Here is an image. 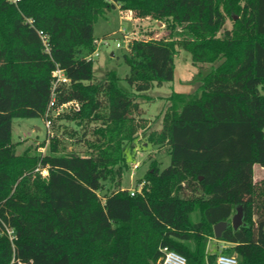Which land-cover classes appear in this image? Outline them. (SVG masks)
Listing matches in <instances>:
<instances>
[{
    "label": "trees",
    "instance_id": "1",
    "mask_svg": "<svg viewBox=\"0 0 264 264\" xmlns=\"http://www.w3.org/2000/svg\"><path fill=\"white\" fill-rule=\"evenodd\" d=\"M117 4L170 28L123 52L132 91L116 70L97 79L91 57L95 23ZM179 48L195 64L220 62L197 93L167 97L162 127L148 139L168 146L170 164L153 163L132 195L123 186L127 154L151 126L139 97L175 78ZM58 68L68 81L56 83ZM263 90L264 0H0V264H161L163 246L186 264H214V226L239 205L244 224L217 238L230 244L222 252L264 264V179L254 172L264 166ZM53 93L55 107L80 104L59 117L73 122L64 136L87 151L67 150L54 134L50 153L18 154L14 119L45 118Z\"/></svg>",
    "mask_w": 264,
    "mask_h": 264
},
{
    "label": "rangeland",
    "instance_id": "2",
    "mask_svg": "<svg viewBox=\"0 0 264 264\" xmlns=\"http://www.w3.org/2000/svg\"><path fill=\"white\" fill-rule=\"evenodd\" d=\"M236 19L238 15L235 14ZM233 20L228 17L224 29H231ZM177 29L181 30L182 26L177 25ZM170 30L167 21H158L153 18H135L134 15L121 9L120 5L106 15L100 16L95 23L94 34L97 38L98 55H94V74L97 79H102L108 71L116 70L122 77L120 85L128 91H132L133 87L125 80V76L130 71V67L124 62L122 54L127 49L131 40L134 38H150L159 37L168 33ZM223 31L218 33L222 36ZM108 39V44H102L99 41ZM120 46H117V43ZM220 61L213 63H193L192 55L189 51L179 48L176 55V71L175 78L172 81L164 82L162 85H156L150 90L144 92L143 96L139 97L141 106L144 109V115L148 117L151 126L147 130L139 134V138L135 143V147L131 153L128 151L127 163L130 168L123 176V186L128 189H133L139 178L150 169L155 163L160 169L167 167L170 164L171 156L168 153L167 145H155L149 141L148 136L154 130H159L162 127V113L164 109L170 105L167 99L173 91L182 92L185 94H194L199 91L201 78L217 66ZM264 92V90H263ZM59 117V116H58ZM54 119L55 126H46L44 117L37 118H15L13 139L17 144V153L21 154L27 149H31L32 153L39 152L42 154L50 153V141L54 134L64 136L66 126L68 130L73 124L69 119L62 114L61 117ZM53 122V123H54ZM52 131V134L49 133ZM64 140L67 150L75 149L76 151L86 152L87 146L82 143H75V138L71 134H65ZM80 135V134H79ZM88 137H93L91 133ZM138 164V168L134 165ZM255 178L257 181L264 179V169L259 165L255 166ZM37 171V169L35 170ZM42 175L47 174V169L39 170ZM21 177H19L20 179ZM17 183H14L16 187ZM194 217L197 219V215ZM230 245L222 243L217 238L212 237L209 240L207 251L220 252L223 246Z\"/></svg>",
    "mask_w": 264,
    "mask_h": 264
},
{
    "label": "built area",
    "instance_id": "3",
    "mask_svg": "<svg viewBox=\"0 0 264 264\" xmlns=\"http://www.w3.org/2000/svg\"><path fill=\"white\" fill-rule=\"evenodd\" d=\"M13 1L17 3L19 0H13ZM39 33L41 35L43 43L46 45L47 50H49L48 35L43 30H40ZM107 40L108 39H103L99 42L102 44H108ZM117 46H120L119 42L117 43ZM94 55H98V47L96 51L91 55V57L93 58ZM55 75L57 76L56 83L60 81H68V78L64 75L63 70L60 68L56 69ZM56 99H57L56 94L53 93V97L50 101L49 109L45 117L46 126L49 128L53 124L54 119L58 117L60 113L64 111L65 109H68L69 107H73L77 109L80 108V104L76 101H69V102L60 104L59 106L55 107ZM49 133L52 134V131L49 130ZM138 166H139L138 164H135L134 168H138ZM37 170H41V168L38 167ZM146 184H147V181H142L138 183L135 186V188L131 189V194L135 195L136 193H142L144 186ZM7 230H8V233L12 235L13 231L11 229H7ZM225 247L226 246L224 245L222 248H225ZM161 252H162V255L160 258L161 264H186L187 263V259L183 254L171 249L168 246L161 247ZM214 264H238V258L237 256L233 254H227V253L222 252V249H221L220 252L218 253V256Z\"/></svg>",
    "mask_w": 264,
    "mask_h": 264
},
{
    "label": "water",
    "instance_id": "4",
    "mask_svg": "<svg viewBox=\"0 0 264 264\" xmlns=\"http://www.w3.org/2000/svg\"><path fill=\"white\" fill-rule=\"evenodd\" d=\"M243 224H244V206L239 205L237 206L236 212L233 214L231 221H220L217 224H215L214 229H215L216 238H220L222 232L230 225H232L233 228L236 230Z\"/></svg>",
    "mask_w": 264,
    "mask_h": 264
},
{
    "label": "crops",
    "instance_id": "5",
    "mask_svg": "<svg viewBox=\"0 0 264 264\" xmlns=\"http://www.w3.org/2000/svg\"><path fill=\"white\" fill-rule=\"evenodd\" d=\"M257 165H259V164H255V165H254V168H255V166H257ZM259 166H260L261 169H264V166H262V165H259ZM254 172H255V170H254ZM255 181H257L256 178H255Z\"/></svg>",
    "mask_w": 264,
    "mask_h": 264
}]
</instances>
